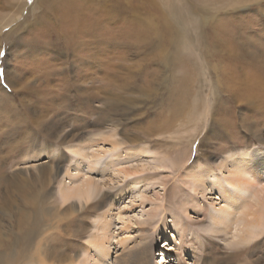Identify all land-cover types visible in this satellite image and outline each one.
Instances as JSON below:
<instances>
[{
  "label": "rangeland",
  "instance_id": "1",
  "mask_svg": "<svg viewBox=\"0 0 264 264\" xmlns=\"http://www.w3.org/2000/svg\"><path fill=\"white\" fill-rule=\"evenodd\" d=\"M112 1L115 8L107 16V29L116 32V37L95 39L89 52L93 57L83 60L87 65L74 56L75 47L63 42L49 46L32 33L41 32L45 25L38 16L46 9L44 5L36 6L38 18L30 19L22 30L13 29L9 34L2 30L1 35L6 36L0 40V245L24 244L15 217L21 221V213H27L30 205L26 199L34 200L37 192L45 191L51 198L41 202L42 214L32 216L29 229L37 231L32 246L35 252H28L23 264H52L57 253L72 258L66 264H83L94 254L92 245L88 253V241L100 234V218L109 205L107 264H124V247H134L139 241L151 245L152 264H264V222L257 230L260 235L242 242L240 225L223 228L214 222L213 216L224 202L212 189L213 175L230 174L233 154H250L264 170V141L259 140L264 134V84H258L252 95L242 96L246 85H233L227 67L235 58L246 61L237 70L239 80L254 65H262L264 70V2L251 3L248 10L231 16L222 4L190 14L181 6L185 1L178 0L172 19L186 44L177 51L178 60L172 65L169 51L176 47L166 38L164 45L155 44L156 29L161 33L165 22L162 9L154 10V0H128L129 5L125 0ZM3 2L0 0L1 20L10 18ZM166 3L171 8L172 3ZM132 26L143 31L141 39L123 34ZM54 41L55 36V45ZM80 52L88 55L87 50ZM15 68L18 76L13 73ZM49 68L51 72L42 75ZM8 75L14 82L6 80ZM213 110L225 111L223 118L214 120ZM114 142L119 148L110 150ZM124 142L142 147L144 152L120 157ZM75 145L84 146L83 152L90 157L74 152ZM95 153L98 157L92 156ZM111 162L141 171L127 177L116 171L110 181L115 170L111 166L103 169ZM206 163L214 167L212 178L207 189L195 192L188 170H200ZM66 168L73 169L72 175L63 178ZM40 169L50 178L44 189L38 179ZM148 174L155 176L154 181L145 179ZM86 176L103 185L102 191L87 204L74 198L84 209L67 213L65 205L61 206V187L79 183ZM139 177L143 178L133 183ZM19 182L33 185L20 188ZM121 188H125L122 194L118 193ZM261 189L259 184L251 188L253 193L246 189L239 193L252 202ZM191 194L198 197L203 209L186 214L184 203ZM146 196L150 200L143 202ZM259 200L264 206V199L259 196ZM48 207L54 208L52 213H45ZM18 211L22 212L16 215ZM174 214L183 216L184 231L165 226ZM125 238L124 246L119 244ZM127 263L136 264L135 258L128 257Z\"/></svg>",
  "mask_w": 264,
  "mask_h": 264
},
{
  "label": "bare ground",
  "instance_id": "2",
  "mask_svg": "<svg viewBox=\"0 0 264 264\" xmlns=\"http://www.w3.org/2000/svg\"><path fill=\"white\" fill-rule=\"evenodd\" d=\"M168 1L170 3H172L171 8L167 5L166 0H154V10L158 11V10H160V8L162 9V18H163L162 21L165 22V24H163L164 28H163V31L161 33L159 32L158 29H156V33L159 36L156 37L155 44H157L159 46L164 45L165 42H163V38H166V39H168V41L171 45L176 47V49H174L173 52L169 51V53H170L169 60L172 62V65H173L178 60L177 56H179V55H177V54H179V53L177 51L186 43H185V39L182 37V34H180L177 31V29H179V28L176 27L175 21L172 19V17L175 16V14L173 13V10L174 9L177 10L176 8H177V1L178 0H168ZM184 1L186 4L184 6L183 5H181V6L187 8L185 11L189 12L190 14H194L195 10L198 8H200L204 12V10L205 9L207 10L209 6H217L219 4H222L221 8L223 10H227L229 13L228 15H231V16H235L241 10L242 11L248 10L249 6H251V3L261 4L262 2H264V0H184ZM125 2L129 5L128 0H125ZM249 3H250V5H249ZM37 5H40V7H41V5H44L46 8V9H42L40 11L39 15H38L37 11L35 12V10L38 9V8H36ZM128 5L125 6V8L126 7L130 8V6H128ZM2 7L5 9H8V11L5 12V14L7 16H9L10 18L1 20L2 18H4V15L0 13V40H1V38H5V36H6V34H4V33L1 35L2 30L3 31L6 30L8 32V34L13 29L22 30L24 27H27L28 21L30 19H33V21H34L36 18H38L36 16V14H37L39 17H42L45 21V25L41 26V29H42L41 32H38V33L32 32V33L38 34L39 41L41 43H45L49 46H57V45L62 44V42H63L65 44L66 43L69 44V46H71L72 49H74V47H75V51H74L75 55L74 56H77V59L81 61V64L84 63L83 62L84 59L89 58V57H93L92 55H90L89 52L91 51V46H92V43L94 42L95 39L97 41L99 39H102V40L106 39L107 40V39L116 37V32L112 33L111 30L107 29L108 28L107 27V22H108L107 16L111 12H113L114 8H115L112 0H106V1L104 0V2L98 1V0H35L31 5L29 4L28 0H4ZM26 11H27V13H26ZM114 16H115V18H119V15H117V14ZM38 23H39V21H38ZM97 28H100L101 31H94ZM31 29H33V28H31ZM33 31H36V30L33 29ZM145 33H148V32L145 31ZM182 33H183V31H182ZM123 34L127 37H130L132 40H138V39H141V37L143 36V31H140L139 29H135V27L132 26L130 29H126ZM30 35H29V37H30ZM151 35L154 37L153 34H151ZM54 36H55V41H54L55 45L53 44ZM38 38L32 37V39H38ZM77 38H78V41L75 40ZM187 39H189V38H187ZM77 45H78V47H76ZM186 47H188V46H186ZM85 50L88 51L87 56L85 53L79 54V53H81L80 51H82V53H83ZM28 51L30 52V50H28ZM76 51H78L79 53H77ZM166 57H168V56H166ZM36 60H39V59H36ZM245 63H246V61L243 58L242 59L241 58H238V59L235 58V60H233L232 63H228V66H227L228 69L231 70V72L229 74V81H231V83L233 85H237V83H242V84L246 85V87H247L246 92L242 93L241 94L242 96H248L249 94L252 95V93L254 92V89L256 88V86L258 84H261V83L264 84V70H263L262 65H254V68L252 71L244 72V73L242 72V75H243L242 80H239L240 78L238 79V77H237L238 75L236 74L237 70L239 68L241 69ZM84 64L87 65L88 63H84ZM77 68L78 67L76 66L74 70H77ZM18 71H19L18 68H15L13 70V73L15 76H18ZM50 72H51L50 68L45 69L42 72V75L45 73H50ZM181 74H182V72H181ZM182 75H184V74H182ZM12 76H13V74H12ZM203 76H205V75H203ZM205 79H207V78L205 77ZM6 80L8 82H11V83L14 82L13 78L10 75H8L6 77ZM88 80H89V76H88ZM82 82H84V81H82ZM70 83H72V82H70ZM68 85H70V84H68ZM75 85H76V83H75ZM214 85H215V82H214ZM214 87H216V86H214ZM88 88H90V87H88ZM169 88H170V86H169ZM89 92H88V95H89ZM179 92L183 93L182 91H179ZM60 93L62 94V92H60ZM214 93H215V91H214ZM4 94H6V92L2 93V95H4ZM90 96H91V93H90ZM224 113H225V111L218 113L216 110L215 111L213 110V119L219 120L220 118H223ZM208 116H210V115H208ZM22 119H23V117H22ZM21 121H19V122H21ZM207 126H209V125H207ZM259 140L264 141V134L259 135ZM247 141L250 142L251 140H247ZM123 145L124 146H122V150H121L122 155L118 154V156H120V157L132 156V155L138 156V155H141L142 152H144V148H142V147H138L135 145L130 146L129 144H127L125 142L123 143ZM109 147H110V150H117L119 148L118 144H116L115 142H114V144L111 143ZM73 148H75L73 150L74 152H76V153L79 152L84 157H87L89 155V154L87 155L86 153L83 152L84 146L79 147L78 145L77 146L75 145V147L73 146ZM238 153H240V152H238ZM77 155L78 154H76V156ZM238 155L233 154V156H231V163H230L231 166L229 165L231 167L230 168L231 169L230 174L227 176L223 175L224 178L222 177V175H218V174L213 175L211 173V171H212V169H214V167L213 166H212V168L208 167L207 163H206L207 166L201 168L200 170H197L194 168V170H190V171L188 170V172H192V173H190L189 176L193 180L192 181L193 182V187H192L193 189L192 188L191 189L195 192H197L198 189H201L203 187L205 189H207V184L213 175L214 179L212 180V189H215L216 191H218L221 194L220 197L223 199V202H224V205L222 204L221 207L218 209V212H219L218 215L213 216L214 222L220 223L219 225L224 226L223 228L229 227L233 223L240 225L242 236H240V235L239 236L241 237V241L242 242H245V241L249 242L248 240H253V238L256 237V234H258V232H257L258 228L261 227L263 225V222H264V206L261 203V200H259V196H260V198L264 199V197H263V195H264V183H262V180L264 178V170L261 169L259 160L255 159L254 157L249 158L248 155H250V154H247L245 157L243 155H242V157H239ZM92 156L98 157V154L95 153ZM199 156H201V155H199ZM88 157H90V156H88ZM246 157H248L249 159ZM120 163H122V162H118L114 165L113 162H111L110 165L107 164L106 166H104L103 172L107 171L109 166H111L112 169L115 170V172H113V173L111 172V174H110V175H112L110 177V181H113V179H114L113 174L116 175V171L118 172V174H123L124 177L139 173L141 171L138 168H133V169L127 168L124 165H120ZM117 164H118V166H116ZM56 168H57V170L61 169L59 165H57ZM66 169H64V170H66ZM92 169H94V168H92ZM226 169L228 170V167H226ZM70 170H71L70 168H68L66 170L63 178L70 177L72 175L73 169L71 171ZM40 172H41L40 174L38 173L39 174L38 179L41 181L40 183L42 184V188L44 189V186L46 185V183L48 181H50V178L46 177L42 173L41 169H40ZM88 173L89 172H87L86 174H88ZM141 178H143V177L137 178V180L133 183H138ZM145 179L154 181L155 176L148 174L147 176H145ZM259 184L260 185L262 184V189H261L262 193H259V191H258V193L260 194L258 197H257V195L256 196L253 195V196H255V198L252 202H256L255 204L252 203L251 201L247 202L246 199H243V197L240 196V193H239L240 189H244V190L246 189L248 192H251L250 191L251 188L253 189ZM18 185L20 188H23L25 186H32L33 184L30 183V184L26 185L22 182H19ZM104 185H107V184H104ZM102 186L103 185L95 183L90 177H87V176H86V178H84L79 183H74L73 181L70 183H67V184L63 185V187H61V195H62L61 206L63 207L65 205L64 209L67 211V213H71V214L77 213V212L83 210L85 205L83 204V205L79 206L77 204V202H73V199L77 197L81 201L84 200V202H86V204H87L88 202H90L92 200V198L94 197L95 194H99V192L102 191V188H101ZM110 187L115 188L116 185H111ZM234 188H236V189H234ZM124 191H125V188H121L118 193L122 194ZM203 192H204V190L201 191V193H203ZM251 193H253V192H251ZM108 194H111V192ZM48 195L49 194L45 191L44 192H37L36 197L34 198L35 201L31 198L26 199L27 204H30L29 208H28V212L27 213H21V215H20L21 221L15 217V220L17 221L18 225L20 226L19 227V233H20L19 238L23 241L24 244L21 246H17L18 242L16 241L15 244H17V245H15L12 242L8 248H3L0 245V264H23V262L25 260L24 256L28 252H31L35 248V247L32 248V246L35 243V234L37 233V231L29 230L31 227L30 223L32 221V216L36 218L39 214H42L41 202L42 203L48 202L49 199L51 198L50 195L49 196ZM148 200H150V199H148V196H146V198L143 200V202L144 201L146 202ZM192 200H194L193 204H192V202H193ZM262 202H264V201H262ZM184 204H185L184 205L185 207L183 209H184L186 214H188V211H190V210L195 211V209L196 210L199 209V211H201L203 209V207L201 206V204L199 202L198 197H195V195L193 196L192 194L190 195V198L187 200V202H185ZM112 205H114L113 202L111 203V206ZM110 209H111V207L109 205L108 209L106 211H104L105 214L103 216H101V218H100L101 220H100L98 228H97V231L100 234H95V236H92L90 241H88L90 243V244L88 243V245H90V246H87L88 253H90V247L92 245L93 246L92 249L94 250V254L89 256L88 258H85L82 262L83 264H107V261H108L107 258H109V249H110L107 246L108 239L110 238V237L108 238V235H109L108 231H110V222H111V220L108 219L107 214H108V211H110ZM53 210H54L53 207H48L46 212L45 211L44 212L49 213L51 211V213H52ZM66 211H64L65 214H66ZM19 212H22V211H18L16 213V215H18ZM196 213L199 214V212H196ZM180 216H178L177 214H174V217H172V220L168 221L167 224L165 223V226L169 225L170 227H173L175 231H177V230L184 231V226L186 225V222H185L184 218H181L183 216H181V217ZM199 216H200V214H199ZM258 235H260V234H258ZM127 240H128V238L127 239L125 238L122 241H120V242L118 241V242H119V244L124 246V244L126 243ZM43 245H41V246L43 247ZM186 246L189 247L188 244ZM46 247H49V246H46ZM36 248L38 249L37 246H36ZM43 249H44V247H43ZM51 251H52L51 253L53 254L54 249L52 247H51ZM124 251H125L123 254L124 257L122 258V262L124 264H126L128 257H129V259H131V256H133L135 258L136 264H152L151 245L149 243H147L146 241H139V243L137 245H135L134 247H131V248L124 247ZM190 251L186 250V254L187 255H189V254L193 255V253ZM33 252H35V249L33 250ZM33 252H31V254ZM44 252H46V251H44ZM46 254H47V252H46ZM194 256H196V255L194 254ZM55 257H56V259L54 261L51 259L53 261L52 264L72 263V261H71L72 258L71 259H65V257H61L60 253L55 254ZM50 258H51V255H50ZM19 259H21V260H19ZM34 263H36V262L34 261ZM39 263H41V262H39ZM132 263H133V261H132ZM28 264H30V263H28Z\"/></svg>",
  "mask_w": 264,
  "mask_h": 264
},
{
  "label": "snow or ice",
  "instance_id": "3",
  "mask_svg": "<svg viewBox=\"0 0 264 264\" xmlns=\"http://www.w3.org/2000/svg\"><path fill=\"white\" fill-rule=\"evenodd\" d=\"M28 2H29V3H31V2H32V0H28Z\"/></svg>",
  "mask_w": 264,
  "mask_h": 264
}]
</instances>
